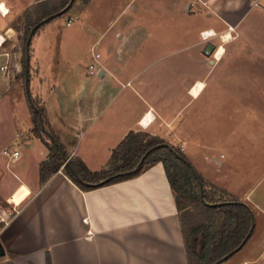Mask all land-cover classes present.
<instances>
[{"label":"crops","instance_id":"obj_1","mask_svg":"<svg viewBox=\"0 0 264 264\" xmlns=\"http://www.w3.org/2000/svg\"><path fill=\"white\" fill-rule=\"evenodd\" d=\"M19 1L20 9H15L9 0H0L8 11L0 13V42L4 39L0 67H5L0 71V101L6 102L12 101L9 90L22 67L21 32L14 21L28 7L38 11L44 0ZM78 4L90 22L85 69L75 63L68 74L60 71L52 88L36 48L30 51L37 71L31 82L34 97L69 157L79 158L90 171H100L130 134L182 147L205 181L250 208L254 215L250 238L258 228L264 230V189L258 192L264 180V134L259 144L239 143L234 127L237 101L253 96L236 91V86L253 79L238 65L263 61V49L236 40L247 37L250 25L243 30L247 19L264 16V0H78ZM75 18L70 16L65 26L71 27ZM44 26L38 29L39 36ZM228 35L231 39L225 41ZM13 61L15 72L10 74L7 66ZM95 63L99 71L90 74L88 66ZM259 79L260 83L263 77ZM239 111L252 114L250 109ZM42 148L30 172L20 169L8 189L0 185L5 201L19 187L28 196L16 213L2 212L1 264H46L47 255L51 264H188L161 163L133 179L82 192L61 171L40 184L39 166L48 157ZM238 149L249 152L245 157ZM12 150L20 152L14 162L18 163L23 154L18 147ZM199 157L201 169L194 163ZM256 169L263 175L253 179ZM260 241L264 244V233ZM263 257L264 249L254 262Z\"/></svg>","mask_w":264,"mask_h":264},{"label":"rangeland","instance_id":"obj_2","mask_svg":"<svg viewBox=\"0 0 264 264\" xmlns=\"http://www.w3.org/2000/svg\"><path fill=\"white\" fill-rule=\"evenodd\" d=\"M13 4V8L20 9L19 0H9ZM78 0H70L72 5L69 10L66 12L60 13L48 23L44 24V29L41 31L40 36L37 31L33 36L32 43L30 45V50L36 48L37 57L39 58V63L42 67V72L48 76V81L53 88V80L56 79L55 76L61 71L62 73H69L70 68L75 67V63L78 64L80 70L85 69L87 65V54L86 49L90 45L87 32L88 24L87 21L88 14L84 13V7L80 4L77 5ZM19 2V3H18ZM60 0H44L42 4L38 6V11L35 10V7H28L26 11L20 16V18L14 21V27L16 30L21 32L20 36V46L22 49L23 56V46L24 40L29 34V25L35 22L36 18L44 12H50L54 7L58 6ZM119 7V5H117ZM117 11V10H116ZM114 12V11H113ZM76 15L71 27H66L65 23L70 16ZM88 23V24H87ZM248 27V32L246 33L247 37H233L237 38L236 43L242 44L244 46H257L263 49V61L254 60L252 62L243 63L238 65V67L246 68L250 72V76L253 79L248 80L245 84L236 86V91L238 93H248L253 95L252 99L239 100L237 101L238 113L234 119V127L237 128L236 139L239 143H248L249 141L259 144V138L261 132L264 134V16L252 15L251 18L247 19L245 22L244 28ZM100 29V27H98ZM73 32H76L74 35ZM39 36V37H38ZM59 37V38H58ZM32 39V38H31ZM99 50L101 48H98ZM31 53V52H30ZM29 54V64L31 67L30 70V80L28 81V89L30 91L31 98H35L34 95L36 92V87L31 84L35 81L37 71L35 65L31 63ZM89 57V55H88ZM33 61V60H32ZM14 61L8 64V71L10 74H14ZM20 63V61H19ZM22 66V58H21ZM73 67V68H74ZM23 67H21L20 77L13 84L9 90V95L11 102L9 101H0V172L2 176L0 178V185L4 186V189H8L12 185H15V176L20 174L19 170L25 168L27 172H30L34 162L39 158V150L43 149L42 146L45 145L37 142L32 133V113L31 108L28 103V94L26 93L25 86V77L22 74ZM251 70V71H250ZM74 73V74H73ZM72 76L76 75V71H73ZM261 76L263 79L259 83ZM14 77V75H12ZM64 79V78H62ZM69 79V78H68ZM71 80V79H70ZM73 80V79H72ZM46 80L45 87L49 85ZM48 84V85H47ZM45 87H43V92H45ZM51 88V89H52ZM263 93L262 101L259 99L260 94ZM256 96V97H255ZM258 97V98H257ZM257 98V99H256ZM245 109L252 110V114L249 115L246 112H240L239 110L245 111ZM262 114V115H260ZM138 149H140L148 139L143 134L138 135ZM245 142V143H246ZM239 146V144L237 145ZM14 147H18L23 154V157L18 163L9 161L6 157L2 155V149L12 150ZM180 152L179 146H175ZM242 147V146H241ZM255 149V147H254ZM226 151V150H223ZM202 150H198V153H201ZM226 152L230 153L228 149ZM246 152H249L244 149H238V154H244L246 157ZM212 154H215V152ZM98 157V156H97ZM199 160H195L194 163L196 167H203L199 163ZM245 161V160H244ZM247 161V160H246ZM245 161V162H246ZM244 162V163H245ZM199 163V164H198ZM247 163V162H246ZM23 164H25L23 166ZM261 164V163H260ZM193 166V165H192ZM244 170H247L244 165L242 166ZM264 170V162L262 166ZM253 179H256L260 174L263 175L262 169L258 171L255 170ZM260 188L258 192L264 189V180L262 184H259ZM22 188H18L16 192H13L5 201L0 196V212H9V216L13 214L9 204L19 206L28 196L22 191ZM10 191L5 193V196L10 194ZM9 203V204H8ZM190 220L191 224L194 219L200 217L204 219L206 213L202 208L195 202L190 208ZM189 218V217H188ZM187 223L188 220H186ZM3 222L0 220V228L3 226ZM264 233V230L259 228L255 230L254 236H252L245 246L236 254H234L230 259H228L223 264H239L240 261L246 260L250 264H264V257L260 260L255 261L257 256L263 251L264 244L260 241V235Z\"/></svg>","mask_w":264,"mask_h":264},{"label":"trees","instance_id":"obj_3","mask_svg":"<svg viewBox=\"0 0 264 264\" xmlns=\"http://www.w3.org/2000/svg\"><path fill=\"white\" fill-rule=\"evenodd\" d=\"M69 4L70 0H60L58 6L50 12L42 13L29 25V34L23 42L22 56V74L28 81L31 70L26 51L28 36L35 26L40 25L34 33L60 15ZM28 50L30 54V44ZM27 94L32 113V133L48 150L47 159L39 166L41 185L61 171L80 191L88 192L133 179L155 164L161 163L173 193L188 264H223L239 252L250 239L254 226V215L250 208L232 194L205 181L176 147L161 140L151 139L143 142L144 145L138 149V135L130 134L112 151L106 168L90 171L79 158L69 157L45 121L40 101L37 98L32 99L30 91ZM31 105L38 112H35ZM195 202L206 213V217H197L191 224L192 215L189 213ZM186 220L190 222L187 223ZM46 264H51L49 255L46 257Z\"/></svg>","mask_w":264,"mask_h":264},{"label":"built area","instance_id":"obj_4","mask_svg":"<svg viewBox=\"0 0 264 264\" xmlns=\"http://www.w3.org/2000/svg\"><path fill=\"white\" fill-rule=\"evenodd\" d=\"M0 13L4 14L3 12H1V10H0ZM67 25H70V21L67 22ZM229 31H233V28H229ZM3 42H4V39L0 42V47H1ZM98 58H99V55L96 54L95 55V59H98ZM4 70H5V67L1 66L0 67V71H4ZM88 70H89L90 74H97L98 71H99V68H98L97 64L95 63V64H90L88 66ZM180 149H181V151H183L182 147H180ZM1 153H2V155L4 157H6L9 161H12V162L18 160L19 157H20L19 150L3 149ZM9 205L11 206V210L13 211V213H16L18 206H15V205H12V204H9ZM0 220L3 223L5 222V219H4L3 214L1 212H0Z\"/></svg>","mask_w":264,"mask_h":264},{"label":"water","instance_id":"obj_5","mask_svg":"<svg viewBox=\"0 0 264 264\" xmlns=\"http://www.w3.org/2000/svg\"><path fill=\"white\" fill-rule=\"evenodd\" d=\"M71 1H73V0H71ZM69 7H70V5H68L64 10H63V12H66L67 10H69ZM40 25H37V26H35V28L31 31V34L28 36V38H27V41H26V51H27V62H28V60H29V50H28V46H29V44H30V42H31V38H32V34L34 33V31L39 27ZM25 86H26V93H28L29 92V89H28V80H27V78H25ZM31 107H32V109L35 111V112H38V110L33 106V105H31ZM39 117H40V119H41V115L39 114ZM143 161V159L141 160V162ZM1 176H2V172H0V178H1ZM200 188H201V185H200ZM202 196V195H201ZM204 202V201H203ZM205 203V202H204ZM206 204V203H205ZM252 231V230H251ZM5 256V251H4V249H3V247H2V245L0 244V258H3Z\"/></svg>","mask_w":264,"mask_h":264},{"label":"bare ground","instance_id":"obj_6","mask_svg":"<svg viewBox=\"0 0 264 264\" xmlns=\"http://www.w3.org/2000/svg\"><path fill=\"white\" fill-rule=\"evenodd\" d=\"M0 8H2L1 12H4V14H7L8 11L5 9V6L4 5H1ZM227 39H229V40L231 39L230 35L224 37V40L225 41Z\"/></svg>","mask_w":264,"mask_h":264},{"label":"snow or ice","instance_id":"obj_7","mask_svg":"<svg viewBox=\"0 0 264 264\" xmlns=\"http://www.w3.org/2000/svg\"><path fill=\"white\" fill-rule=\"evenodd\" d=\"M0 10H2V8H0Z\"/></svg>","mask_w":264,"mask_h":264}]
</instances>
